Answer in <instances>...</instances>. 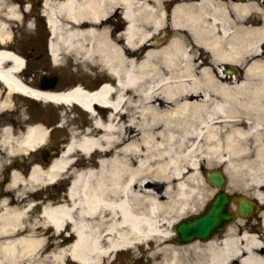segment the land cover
<instances>
[{
	"label": "bare ground",
	"instance_id": "bare-ground-1",
	"mask_svg": "<svg viewBox=\"0 0 264 264\" xmlns=\"http://www.w3.org/2000/svg\"><path fill=\"white\" fill-rule=\"evenodd\" d=\"M152 1L45 0L52 61L68 58L95 67L100 83L95 91L81 86L42 90L21 82L18 74L25 60L8 50L13 27L0 22V46L8 48L0 50V82L9 90L6 102L17 92L43 102L77 104L92 122L85 132L71 133L64 152L51 165L45 170L35 166L29 175L39 187L72 178L65 199L43 208L54 230L65 233V244L54 241L48 260L111 264L119 254H134L139 245L151 243L145 253L155 264H264V213L261 228L238 220L210 241L175 242L177 221L197 212L208 195L201 156L217 157L222 148L228 151L223 157L231 159L235 150L246 156V162L227 167L244 166L251 176L247 181L254 185L249 194L264 203V139L259 134L261 145L251 150L242 129L223 130L233 118L231 112L240 109L235 106L237 94L253 95L255 102L246 110L264 116V101L259 100L264 83L244 82L245 90L212 85L202 99H193L203 88V76L211 78V70H199L186 41L185 29L195 28L192 11L185 8L183 14L178 4L169 11L162 0ZM1 8L9 19L19 17L14 5ZM118 10L127 20L121 32L111 20ZM166 26L171 33L157 44L161 40L154 41L155 36ZM248 73L264 78V67L254 65ZM3 135L10 154L38 149L48 140L40 124L18 135L8 127ZM78 155L96 157L97 163L79 169ZM13 177V183L24 179L17 171ZM25 214L24 209L6 207L0 231L21 225ZM23 234L5 242L6 261L17 264L22 256L25 262L41 264L42 239L33 232Z\"/></svg>",
	"mask_w": 264,
	"mask_h": 264
},
{
	"label": "flooded vegetation",
	"instance_id": "flooded-vegetation-1",
	"mask_svg": "<svg viewBox=\"0 0 264 264\" xmlns=\"http://www.w3.org/2000/svg\"><path fill=\"white\" fill-rule=\"evenodd\" d=\"M7 2H17L21 12V23L11 25L14 27L19 38L10 45L11 49L23 53L24 51L36 52L46 48V39L48 37L44 30L45 17L43 5L45 0H5ZM153 5V1L150 0ZM163 8L169 11L178 4L182 13L184 9H191L194 19V30L191 32L185 29L186 41L189 49L195 56L196 63L199 67H210L211 78L203 76V88L196 91L193 99H202L205 92L211 90L213 86H232L245 90L243 83L250 85H259L264 83V78L254 76L248 77V69L254 65L264 67V0H162ZM6 16L0 14V22L5 21ZM113 24L118 32L125 29L127 21L118 10L111 16ZM115 21L117 23H115ZM33 22L35 31L40 30V40L34 45L29 46L26 40V30L28 24ZM2 46H0L1 48ZM50 63H34L23 64L33 78H27L26 81L37 83L41 87L40 73L44 72L42 66ZM70 75L68 80L70 85L78 83L84 75L77 71H68ZM52 75L57 76V84L55 88L63 81L62 73L54 72ZM85 75L84 83L90 88L95 89L99 86V79L94 74ZM20 79L25 80L24 71L20 73ZM242 86V87H238ZM254 86V87H255ZM254 87L247 88L253 89ZM9 95L8 88L0 82V225H2L1 215L3 210L8 208L24 209L27 212L26 221L11 231L2 233L0 231V259L2 264H9L6 259L8 253L3 248L5 242L14 236L28 234L33 232L42 239V253L49 255L52 250L54 240V231L51 225L43 222L41 217L42 206L48 203L50 196L40 191H23L20 185L13 183L12 168L18 165L33 166L41 163L49 165L57 156L60 155L61 149L55 146H49L45 149H38L34 152L10 154L4 139L3 131L11 128L14 135H18L23 129L36 120L28 117L27 121L21 119L23 112L24 98L22 95L13 93L10 96L9 103L6 102ZM236 109L231 114L230 119L223 130L242 129L246 132V145L253 150L260 146L257 138L261 134L264 139V126L260 122H264V116L259 111H249L246 107L253 105L255 97L253 95L235 96ZM259 100L264 101V96ZM35 104V103H34ZM35 107V105H32ZM26 107H28L26 105ZM209 112V111H208ZM212 115H220L221 112L210 111ZM58 118V117H57ZM59 119V118H58ZM59 120L51 123L53 128L58 126ZM50 138H54V132H51ZM67 138V137H66ZM62 145V144H61ZM10 166L12 168H10ZM24 172V168L22 169ZM20 173L24 179L29 178V174ZM51 202V201H49ZM259 212V211H258ZM1 227V226H0ZM23 234V235H24ZM22 256L19 257L21 259ZM18 264V263H17ZM19 264H23L20 260Z\"/></svg>",
	"mask_w": 264,
	"mask_h": 264
},
{
	"label": "rangeland",
	"instance_id": "rangeland-1",
	"mask_svg": "<svg viewBox=\"0 0 264 264\" xmlns=\"http://www.w3.org/2000/svg\"><path fill=\"white\" fill-rule=\"evenodd\" d=\"M26 35H27L26 40L29 42L28 45L31 46L40 40V35L42 36V33L40 32V30H37L35 33L33 30V27H32V28H28L26 30ZM22 55L25 58V60L27 61V63H29V64L43 63V62L51 63L52 62L51 55L48 54V50H46V51L45 50H39L36 52H31V53L24 51ZM67 62H73V60L67 58L64 60V62H62L61 65L60 64L59 65H51V64L47 65V70H48V72H51V73L52 72L60 73V72H65V70L69 71V70H71V67H73L74 71L82 72V73H84V75H86V73L91 72V71H95L96 73H98V70L95 67L81 66V65H78L76 63L65 65L64 63H67ZM48 68H50V70ZM66 86H67V84L62 82L59 87L63 88ZM24 104H25L23 107L24 113L21 114L22 118L31 117V118H33L35 120H39L43 123L46 122V123H48V125H51V123H54L57 120H60V122L58 123V124H60L58 126L59 128H57L55 130L54 138L52 140V143L55 145H59L61 142H65V139H66L64 136L65 134H67L69 132L82 133L87 128L85 126L89 127L91 125V121L87 116L81 115L80 117H76L77 115L73 111L80 112L77 108L73 109V111H72V109H69L68 107L63 106V105H53L51 103H44V102L41 103L40 104L41 106H38V107L32 106L33 104L29 101H25ZM26 105L28 107H26ZM58 115L61 116L60 119L57 118V117H59ZM56 136H57V139H55ZM226 151L227 150H224L222 148L221 150H219L217 157L215 154L210 155L209 157L201 156V158H203V161H204L203 167L201 169V173L203 176V186H204L205 190L207 191L208 195H207L206 200L204 201L203 205L201 206V208L197 212L188 214V215H186L180 219L187 218V217H190L192 215H196V214L200 213V211L204 209L205 205L208 203V201H210L212 199V197L216 193V191H217L216 188L213 185H211L205 178V176H206L205 174L208 173V171H210L211 169L225 168L228 171L229 185H231V187L228 188V186H226L227 187L226 189H231V190L237 189V190L244 191L246 193L254 192V185L250 181H247V179H249L251 176L244 166H238L237 165L236 167L235 166L227 167L225 165L219 164L220 163L219 162L220 157H222L226 153ZM249 157H253V153H251ZM244 158H247V157L241 156L239 159L243 160ZM84 161L82 159L79 160L78 163L80 165H77L76 167L79 166V168H81L83 166V164H85ZM91 163H93V162H91ZM93 164H95V163H93ZM219 165H221V166H219ZM20 167L28 168V166H22V165H18L15 168L17 170ZM70 182H71V178H67V179L65 178L63 180H60V181L56 182L57 183L56 189H52L51 186L45 187L46 186L45 185L44 186L45 187L44 188L45 194L52 198L51 201L54 204L59 203L65 199L67 187L69 186ZM33 186L39 187L30 181H25L24 190L32 189ZM252 199H254V198H252ZM180 219L178 221H180ZM252 223L254 225H256L258 228H261L260 223L257 220L252 222ZM233 224H235V223H233ZM175 233H176V231H175ZM56 240L58 242H60L61 244H64L63 234L58 235ZM151 247H152V245H150L149 249ZM41 258L45 259V261L41 262V264H49V262L47 261L48 260L47 255H44L43 253H41ZM68 262L70 263V261H68ZM24 264H27V263H24ZM70 264H73V263H70ZM112 264H155V262L152 260V258L150 256H147V254L145 253V249H143V247H138L135 250L134 254L130 253V252H128V253L123 252V253L119 254L118 257L116 258V260Z\"/></svg>",
	"mask_w": 264,
	"mask_h": 264
},
{
	"label": "water",
	"instance_id": "water-1",
	"mask_svg": "<svg viewBox=\"0 0 264 264\" xmlns=\"http://www.w3.org/2000/svg\"><path fill=\"white\" fill-rule=\"evenodd\" d=\"M208 180L221 188L213 200L207 205L206 211L190 219H185L175 226L179 242H190L195 238L209 239L214 234L221 232L224 227L236 218L230 211L231 198L223 192L225 178L221 172H212ZM254 205L246 199H239L237 214L241 217L248 216L254 210Z\"/></svg>",
	"mask_w": 264,
	"mask_h": 264
}]
</instances>
